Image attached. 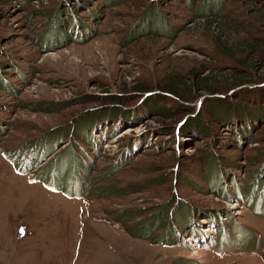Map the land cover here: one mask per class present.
<instances>
[{"label": "rangeland", "instance_id": "1", "mask_svg": "<svg viewBox=\"0 0 264 264\" xmlns=\"http://www.w3.org/2000/svg\"><path fill=\"white\" fill-rule=\"evenodd\" d=\"M259 1L1 0L0 264H264V122L207 114L264 85Z\"/></svg>", "mask_w": 264, "mask_h": 264}, {"label": "trees", "instance_id": "2", "mask_svg": "<svg viewBox=\"0 0 264 264\" xmlns=\"http://www.w3.org/2000/svg\"><path fill=\"white\" fill-rule=\"evenodd\" d=\"M209 2H214V1H218V0H208ZM255 0H245V3H250L252 4ZM264 1V0H260L259 2ZM1 2V0H0ZM66 16V19L64 18V27H66L65 22H67V20H69V14H65L63 15V17ZM158 20L157 21H161V14H159L157 16ZM225 20V19H224ZM229 22V23H228ZM79 24H81V21H79ZM78 22L77 25L79 26ZM217 28L219 30V34L226 30L230 26L233 24V22L231 23L230 21H225L222 23H217ZM75 25V22H74ZM227 26V28H226ZM92 32V29H88V31L86 32H82L81 36H86L89 35ZM219 36V35H218ZM221 40L226 44L224 45L225 48L229 49V46H232V43H229V40L227 39V37L225 36H221ZM239 45L242 47L241 51H243L246 55L248 54L249 56L251 55V60L252 61H257L259 60V55L262 56V53H264V46H257L254 43L249 42L248 40L244 41H240ZM201 81V83H199ZM208 81L210 82V80L208 79V77H204L201 78L200 80L196 81L195 83H193L194 85L198 86L199 89H207V90H211L210 84L208 83ZM262 88H258V89H252L250 90H245L242 89L241 91L237 92V95H234L232 97H230L229 99H225L222 101H215L214 104L209 103V108L207 110V114L210 118V120H213L216 124L220 125L221 127H226L228 129V132L230 134H232V136L235 138V140H237L238 138H245L247 137V134L250 132V130L255 126V124H257L258 122L263 123L264 122V85ZM170 90H173L172 88H170ZM109 116H112L111 114ZM125 117V116H124ZM193 119L188 122V125H185L184 130L183 131H179L182 132L183 134H188V135H194L197 136L200 133H204L205 131V126H203L201 123L203 120H201L202 118L197 117L196 115H192ZM103 118L94 115L93 120H95L96 122H100L102 123L104 120H102ZM128 119L127 117H125V120ZM104 123V122H103ZM203 126V127H202ZM181 135V136H182ZM142 143L145 142V139H141ZM128 149H131L128 148ZM132 150H134V147H132ZM211 153V152H210ZM208 153V154H210ZM261 155V153H260ZM212 155H210L211 157ZM216 166V165H215ZM219 166V164H218ZM219 168V167H218ZM220 170H222L221 168H219ZM264 169V167H263ZM261 171V173L258 175V179H261L264 181V171ZM214 171H217L216 167L214 168ZM219 173V171H218ZM222 175L227 176L228 172L225 173V170H223L221 172ZM263 175V176H262ZM229 179H231V177H229ZM256 182H259V180H255V182H253L251 185H255ZM240 195V194H239ZM185 204V202H184ZM186 209H184L183 211L186 210L192 212L193 211V207L191 208H187V205H184ZM205 212H202V214H204ZM191 214V213H190ZM209 216V215H208Z\"/></svg>", "mask_w": 264, "mask_h": 264}]
</instances>
